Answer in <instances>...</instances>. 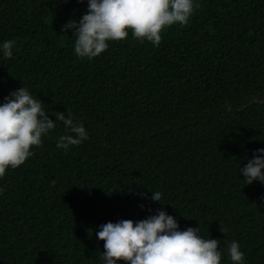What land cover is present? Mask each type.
Listing matches in <instances>:
<instances>
[{"label": "trees", "instance_id": "1", "mask_svg": "<svg viewBox=\"0 0 264 264\" xmlns=\"http://www.w3.org/2000/svg\"><path fill=\"white\" fill-rule=\"evenodd\" d=\"M86 11L87 0H0V41H16L0 56V103L26 87L89 133L58 149L57 122L0 178V264H99L100 224L158 209L217 238L221 264L232 240L244 264H264V183L239 172L264 148V0H196L158 46L129 30L91 59L62 31Z\"/></svg>", "mask_w": 264, "mask_h": 264}, {"label": "clouds", "instance_id": "2", "mask_svg": "<svg viewBox=\"0 0 264 264\" xmlns=\"http://www.w3.org/2000/svg\"><path fill=\"white\" fill-rule=\"evenodd\" d=\"M195 6L196 0H87V11L78 20L64 23L62 31L71 29L74 53L91 59L104 52L109 41L127 37L129 30L133 38L158 46L161 30L173 24L186 25ZM15 44L11 39L0 41V56L11 58ZM41 101L21 86L0 103V178L34 155L32 147L41 145L42 137L55 130L57 122L64 126L56 137L58 149L68 150L88 139L84 123L70 111H55L54 121ZM239 172L245 184L264 183V148L255 149ZM4 191L0 186V194ZM161 196V192L151 191L153 201L160 202ZM98 228L95 235L104 241L99 264H221L217 238H204L199 224L181 229L164 209L144 219L108 221ZM227 253L231 264H244L245 254L236 240L228 244Z\"/></svg>", "mask_w": 264, "mask_h": 264}]
</instances>
